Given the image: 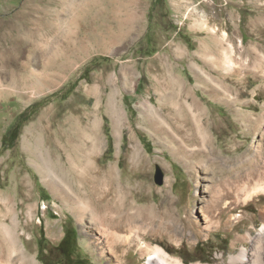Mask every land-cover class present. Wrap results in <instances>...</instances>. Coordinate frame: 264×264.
<instances>
[{
    "label": "rangeland",
    "instance_id": "374dc122",
    "mask_svg": "<svg viewBox=\"0 0 264 264\" xmlns=\"http://www.w3.org/2000/svg\"><path fill=\"white\" fill-rule=\"evenodd\" d=\"M25 12L32 44L0 59V264L264 263V0H0V54Z\"/></svg>",
    "mask_w": 264,
    "mask_h": 264
},
{
    "label": "bare ground",
    "instance_id": "6f19581e",
    "mask_svg": "<svg viewBox=\"0 0 264 264\" xmlns=\"http://www.w3.org/2000/svg\"><path fill=\"white\" fill-rule=\"evenodd\" d=\"M30 16H32V13L31 12H25L24 13V15L21 17V20H22L21 21L22 23L20 25L21 27H18L17 24H13L11 30L14 33V36L11 37L12 40L11 39L9 40L10 41L9 42V48H5L4 49L5 54L4 55L3 54H0V59H2L5 56H7V54H9L12 50H15V49L21 47L22 44H25V46H26V43H31V40H29V38L36 36V32L37 31H35L34 29H30L29 28L30 25H31L30 24ZM75 25L77 26V23H75ZM38 37H39V34H38ZM38 41H39V38H38ZM74 41H75V38H74L73 42ZM38 44H37V46L34 47L35 49L36 48H38V49H36L34 51H35V53H37L39 55V57H42L43 54L46 51H48V50L40 51L41 49H39L40 46H38ZM71 47H74V46H72L70 44L68 46V50H70ZM0 51H3V46L1 44H0ZM55 52H57V51H55ZM55 55H59V53H56ZM71 61L72 60H70V62ZM4 62H5V60H4ZM52 63H54V62H52ZM225 64L229 65L230 67H233V65H234L232 62H229L228 60L225 61ZM25 70H28V68H26ZM151 105H152L151 102H149L148 108L150 110H152V108H151L152 106ZM121 118H122V114L119 113L118 114V117H116L115 120H114L115 125H117V123H120ZM45 164H46V162H45ZM40 169H42V168H40ZM43 170H44L43 171L44 176H46L48 174V172H49L48 171V167L47 166L43 167ZM90 193L92 195H90ZM61 194H62V192H61ZM83 197H84V201H82L80 203L79 207H78V213L80 215L81 222H83V220H84V218H85V216L87 214L85 212H88L87 215H88V217L90 218V220H91V222L93 224L92 226L98 227V229L100 231H102V232L104 230L100 228V225H102V224H109L110 225L112 223L114 224V221H112L107 216V213L110 210L112 211V209H113L112 206H111L110 201H108L107 194H105V193H98V189H96L95 187L92 186L89 189H84ZM103 212L105 213L104 215L107 216V217H105V216L102 215ZM131 222H132V220H131ZM137 222H138V217L133 215V223L135 224L134 228H136L138 230V227H136V223ZM0 225L2 226V228H0V246H6V247L10 248V247H12V245H14L15 239H14L13 235H11V233L9 232V228H8V226L5 225V223L1 222ZM116 226H117V232H121L122 229L125 230L124 226H122L121 224H117ZM115 229H116V227H115ZM123 237L126 238V236H119V235H116V234L113 235V236H110L108 238V242H109L108 249L111 250V251H113L116 254L118 252V250H119V245L122 244V242H123ZM260 237L261 238L259 240V244L261 246L264 243V240H263V235H260ZM260 250H261V248L258 251L253 252V253L250 254L248 252V250H245L244 249V250H242V252L240 253V255H237V256L232 257L231 260H230V263L231 264H236L239 261L241 263H243L245 261H249V262H251V264H264V263H262V261L260 259L261 258L260 257ZM24 254L25 255H28L27 252H24V253L22 252L23 258L25 257ZM152 254H153V256L150 257L149 264H183L179 260L171 261L173 263H169L168 262V259H167L168 258V255L161 248L160 249L159 248L154 249V251H153ZM8 264H12L10 262V256L8 257Z\"/></svg>",
    "mask_w": 264,
    "mask_h": 264
},
{
    "label": "trees",
    "instance_id": "16d2710c",
    "mask_svg": "<svg viewBox=\"0 0 264 264\" xmlns=\"http://www.w3.org/2000/svg\"><path fill=\"white\" fill-rule=\"evenodd\" d=\"M12 129H13V128H12ZM11 133H12V130L10 129V131L8 132V134H7L6 137H5V140H7L8 138H11ZM17 136H18V134H17V132H16L15 137H14L11 141H15V140L17 139Z\"/></svg>",
    "mask_w": 264,
    "mask_h": 264
},
{
    "label": "water",
    "instance_id": "95a60500",
    "mask_svg": "<svg viewBox=\"0 0 264 264\" xmlns=\"http://www.w3.org/2000/svg\"><path fill=\"white\" fill-rule=\"evenodd\" d=\"M161 183V182H160Z\"/></svg>",
    "mask_w": 264,
    "mask_h": 264
}]
</instances>
